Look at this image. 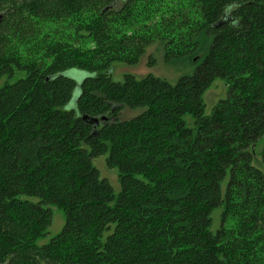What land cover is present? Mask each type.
I'll return each mask as SVG.
<instances>
[{
    "label": "trees",
    "instance_id": "1",
    "mask_svg": "<svg viewBox=\"0 0 264 264\" xmlns=\"http://www.w3.org/2000/svg\"><path fill=\"white\" fill-rule=\"evenodd\" d=\"M0 16V80L23 74L0 87V264H264V0H0ZM155 42L193 72L111 79ZM50 206L64 225L38 245Z\"/></svg>",
    "mask_w": 264,
    "mask_h": 264
},
{
    "label": "rangeland",
    "instance_id": "2",
    "mask_svg": "<svg viewBox=\"0 0 264 264\" xmlns=\"http://www.w3.org/2000/svg\"><path fill=\"white\" fill-rule=\"evenodd\" d=\"M152 62V63H151ZM150 63L152 65H150ZM193 72V67H188L183 63H171L167 64L164 60V51H163V44L159 42H155L153 45L147 48L145 54L140 59L139 63L136 66H128L122 63H115L109 71V75L111 79L115 82H122L125 75H132L137 79L144 78L148 75L165 79L170 83H175L180 76L191 74ZM23 74L16 72L14 77L11 79L3 78L0 80V87L5 83H13L18 78H20ZM65 75L75 81H77L78 85L81 80L88 76L87 72L79 71V70H68L65 72ZM79 93V86H77L73 93V98L71 101L65 106V109L75 108L76 104V97ZM227 96L226 94V86L224 82L220 79H216L212 86L205 92L203 95V103H204V110L205 115H209L211 113L212 108L222 99H225ZM139 111H130L124 109L121 113L122 119H130L138 114ZM185 123L187 126H192V118L189 115L184 117ZM263 142H259L255 148V159L260 161V153L262 151ZM106 157L102 156L99 158H95L92 161V164L95 168H97L101 174L102 178H106L115 194H118L120 191V185L118 182V173L116 170H110L106 166L105 162ZM254 166L256 162L253 163ZM27 199L35 202V198L26 197ZM52 212V223L51 226L48 228L47 234L41 238L37 244L43 245L48 243V241L56 236L61 230L64 225V213L60 209L56 208L55 206H50ZM219 215L220 210H215L212 214L213 225L212 231H215L219 226Z\"/></svg>",
    "mask_w": 264,
    "mask_h": 264
},
{
    "label": "water",
    "instance_id": "3",
    "mask_svg": "<svg viewBox=\"0 0 264 264\" xmlns=\"http://www.w3.org/2000/svg\"><path fill=\"white\" fill-rule=\"evenodd\" d=\"M46 1H49V0H46ZM1 19L2 17L0 16V22H1ZM91 122L94 124V125H98L99 121L97 119H92Z\"/></svg>",
    "mask_w": 264,
    "mask_h": 264
}]
</instances>
